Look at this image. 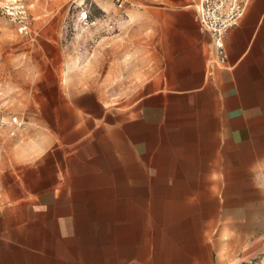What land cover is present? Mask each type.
Returning <instances> with one entry per match:
<instances>
[{
  "label": "crops",
  "instance_id": "obj_1",
  "mask_svg": "<svg viewBox=\"0 0 264 264\" xmlns=\"http://www.w3.org/2000/svg\"><path fill=\"white\" fill-rule=\"evenodd\" d=\"M147 2L157 11L145 25L155 78L128 108L116 146L151 159L125 170L119 218L81 212L62 174L27 178L9 164L0 178V264H224L214 254L224 233H240L231 221H259L264 231V0H250L226 33L222 65L195 19L198 1ZM161 156L171 163L157 166Z\"/></svg>",
  "mask_w": 264,
  "mask_h": 264
},
{
  "label": "rangeland",
  "instance_id": "obj_2",
  "mask_svg": "<svg viewBox=\"0 0 264 264\" xmlns=\"http://www.w3.org/2000/svg\"><path fill=\"white\" fill-rule=\"evenodd\" d=\"M139 1L144 3L125 0L118 8L96 0L78 8L71 0H0V178L9 164L27 178L62 174L73 182L81 212L119 218L125 170H134L138 158L151 159L120 155L116 146L128 108L155 78L148 71L157 61L146 58L152 29L145 25L157 11ZM15 2L28 13L27 34L19 33L8 12ZM168 100L171 109V94ZM15 117L19 125L12 123ZM153 161L163 166L171 157ZM231 223L240 233L220 237L218 263L237 264L242 252L264 242L259 221ZM260 260L264 264V249L247 264Z\"/></svg>",
  "mask_w": 264,
  "mask_h": 264
},
{
  "label": "built area",
  "instance_id": "obj_3",
  "mask_svg": "<svg viewBox=\"0 0 264 264\" xmlns=\"http://www.w3.org/2000/svg\"><path fill=\"white\" fill-rule=\"evenodd\" d=\"M116 7L122 8L125 0H111ZM96 0H71L78 8H86ZM250 0H198L195 19L204 32L210 35L214 54L219 64L226 61L224 38L229 29L235 27L245 13ZM8 12L18 28L19 33H28L29 16L21 3H14L8 7ZM85 18V13L82 15ZM13 124L19 125L17 118Z\"/></svg>",
  "mask_w": 264,
  "mask_h": 264
}]
</instances>
